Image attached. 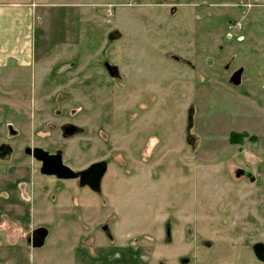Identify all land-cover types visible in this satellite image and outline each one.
<instances>
[{"label":"rangeland","instance_id":"1","mask_svg":"<svg viewBox=\"0 0 264 264\" xmlns=\"http://www.w3.org/2000/svg\"><path fill=\"white\" fill-rule=\"evenodd\" d=\"M71 2L0 63V264H264V0ZM36 146L106 161L101 191L41 173Z\"/></svg>","mask_w":264,"mask_h":264},{"label":"crops","instance_id":"2","mask_svg":"<svg viewBox=\"0 0 264 264\" xmlns=\"http://www.w3.org/2000/svg\"><path fill=\"white\" fill-rule=\"evenodd\" d=\"M51 4L73 3L71 0H0V63L32 59L34 28L37 19L41 20L37 9Z\"/></svg>","mask_w":264,"mask_h":264},{"label":"water","instance_id":"3","mask_svg":"<svg viewBox=\"0 0 264 264\" xmlns=\"http://www.w3.org/2000/svg\"><path fill=\"white\" fill-rule=\"evenodd\" d=\"M178 61L189 62L188 60L174 56ZM242 70H237L232 76L231 80L235 84L240 83ZM77 128L73 126L67 130V133H72ZM25 152L31 154L34 158L41 162V173L45 175H53L59 179H78L81 186H88L95 192L101 191L102 179L107 171L108 163L106 161H97L90 164L87 168L81 170H74L72 167L64 163L62 150L56 152H49L42 147H26ZM47 236V229L42 227L33 233V246L40 247L44 244ZM256 257L264 262V244L258 242L253 246Z\"/></svg>","mask_w":264,"mask_h":264},{"label":"flooded vegetation","instance_id":"4","mask_svg":"<svg viewBox=\"0 0 264 264\" xmlns=\"http://www.w3.org/2000/svg\"><path fill=\"white\" fill-rule=\"evenodd\" d=\"M73 126H67L65 127V131H67L68 129H71ZM75 131V130H74ZM73 131V132H74ZM254 141V139L252 140ZM12 147L10 145H7L5 143H2L0 144V159H5V158H8L10 157V155L12 154ZM56 152V151H55ZM236 175L237 176H240V175H243L245 176V178L248 179L249 182H254L255 178L253 176V174L251 173V169L249 168V166H245L244 168H238L237 171H236ZM78 180V179H77ZM79 182V180H78ZM80 184V183H79ZM86 188H89L88 186H85ZM90 189V188H89ZM91 190V189H90ZM40 228L42 227H39V228H36L34 230L31 231V233L28 235L27 237V242L28 243H31L33 244V233L34 231L36 230H39ZM105 233L107 235V237L109 239H112V234L110 232V229L109 228H105ZM255 245V244H254ZM253 245V246H254ZM33 246V245H32ZM254 251V249H253ZM255 253V252H254Z\"/></svg>","mask_w":264,"mask_h":264},{"label":"trees","instance_id":"5","mask_svg":"<svg viewBox=\"0 0 264 264\" xmlns=\"http://www.w3.org/2000/svg\"><path fill=\"white\" fill-rule=\"evenodd\" d=\"M233 141H239L242 139V136L243 134H240V133H233Z\"/></svg>","mask_w":264,"mask_h":264},{"label":"built area","instance_id":"6","mask_svg":"<svg viewBox=\"0 0 264 264\" xmlns=\"http://www.w3.org/2000/svg\"><path fill=\"white\" fill-rule=\"evenodd\" d=\"M230 24H231V22H230ZM231 25H232V24H231ZM231 25H230V26H231ZM237 25L241 27V24H237Z\"/></svg>","mask_w":264,"mask_h":264}]
</instances>
